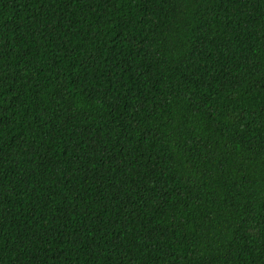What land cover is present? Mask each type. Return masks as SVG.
<instances>
[{
    "label": "trees",
    "instance_id": "1",
    "mask_svg": "<svg viewBox=\"0 0 264 264\" xmlns=\"http://www.w3.org/2000/svg\"><path fill=\"white\" fill-rule=\"evenodd\" d=\"M0 264H264V0H0Z\"/></svg>",
    "mask_w": 264,
    "mask_h": 264
}]
</instances>
